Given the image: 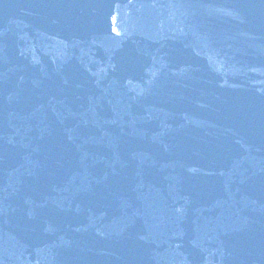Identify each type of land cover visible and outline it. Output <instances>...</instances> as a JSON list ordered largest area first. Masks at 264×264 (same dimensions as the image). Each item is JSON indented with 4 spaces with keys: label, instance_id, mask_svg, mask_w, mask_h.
<instances>
[{
    "label": "water",
    "instance_id": "obj_1",
    "mask_svg": "<svg viewBox=\"0 0 264 264\" xmlns=\"http://www.w3.org/2000/svg\"><path fill=\"white\" fill-rule=\"evenodd\" d=\"M116 15L100 64L0 176V264H264L262 61L239 91L243 69L221 82L206 61H223L227 35L264 51V0H125ZM130 21L171 36L137 102L151 63Z\"/></svg>",
    "mask_w": 264,
    "mask_h": 264
}]
</instances>
